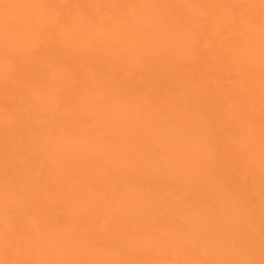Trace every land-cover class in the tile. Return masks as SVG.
<instances>
[{
    "label": "bare ground",
    "instance_id": "obj_1",
    "mask_svg": "<svg viewBox=\"0 0 264 264\" xmlns=\"http://www.w3.org/2000/svg\"><path fill=\"white\" fill-rule=\"evenodd\" d=\"M0 264H264V0H0Z\"/></svg>",
    "mask_w": 264,
    "mask_h": 264
}]
</instances>
